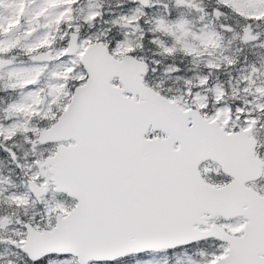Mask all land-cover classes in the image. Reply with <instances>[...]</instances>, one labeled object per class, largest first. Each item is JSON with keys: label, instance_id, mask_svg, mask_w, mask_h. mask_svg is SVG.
Returning a JSON list of instances; mask_svg holds the SVG:
<instances>
[{"label": "snow or ice", "instance_id": "6c2138e0", "mask_svg": "<svg viewBox=\"0 0 264 264\" xmlns=\"http://www.w3.org/2000/svg\"><path fill=\"white\" fill-rule=\"evenodd\" d=\"M125 4L0 0V264H264V0Z\"/></svg>", "mask_w": 264, "mask_h": 264}, {"label": "rangeland", "instance_id": "374dc122", "mask_svg": "<svg viewBox=\"0 0 264 264\" xmlns=\"http://www.w3.org/2000/svg\"><path fill=\"white\" fill-rule=\"evenodd\" d=\"M119 2V0H103L104 6L105 8H109L111 7L112 10L115 13H123L129 10V6L127 4H125V6L123 8H117L116 4ZM186 11V10H185ZM187 14V11H186ZM26 58L23 56H19L18 57V62L19 60H25ZM5 83H7V77L5 76V78L3 80H0V87H2ZM15 94H3L0 93V108H3L6 106L7 102L9 101L10 98H14ZM12 164L9 161V159H7L4 156H0V173L4 174V175H9L10 170L12 169Z\"/></svg>", "mask_w": 264, "mask_h": 264}, {"label": "flooded vegetation", "instance_id": "af4514ba", "mask_svg": "<svg viewBox=\"0 0 264 264\" xmlns=\"http://www.w3.org/2000/svg\"><path fill=\"white\" fill-rule=\"evenodd\" d=\"M205 3H210V0H205Z\"/></svg>", "mask_w": 264, "mask_h": 264}]
</instances>
